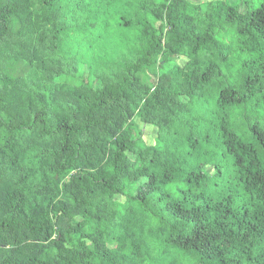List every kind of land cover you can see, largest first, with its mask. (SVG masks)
I'll return each instance as SVG.
<instances>
[{
  "label": "trees",
  "instance_id": "16d2710c",
  "mask_svg": "<svg viewBox=\"0 0 264 264\" xmlns=\"http://www.w3.org/2000/svg\"><path fill=\"white\" fill-rule=\"evenodd\" d=\"M0 264H264V0H0Z\"/></svg>",
  "mask_w": 264,
  "mask_h": 264
},
{
  "label": "rangeland",
  "instance_id": "374dc122",
  "mask_svg": "<svg viewBox=\"0 0 264 264\" xmlns=\"http://www.w3.org/2000/svg\"><path fill=\"white\" fill-rule=\"evenodd\" d=\"M118 120H119L120 122H122V121H123V118H122V117H119ZM147 138H148V137L146 136L145 139H147ZM180 161H181L180 159L174 157V158H173V162H172V163H173V167L176 168L177 165L180 163Z\"/></svg>",
  "mask_w": 264,
  "mask_h": 264
}]
</instances>
